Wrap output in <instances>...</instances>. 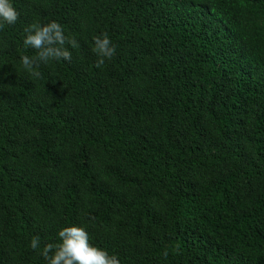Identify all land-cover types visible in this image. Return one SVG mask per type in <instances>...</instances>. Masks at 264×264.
Wrapping results in <instances>:
<instances>
[{
  "label": "trees",
  "instance_id": "obj_1",
  "mask_svg": "<svg viewBox=\"0 0 264 264\" xmlns=\"http://www.w3.org/2000/svg\"><path fill=\"white\" fill-rule=\"evenodd\" d=\"M10 2L0 264H48L72 225L120 264H264V0ZM50 21L77 47L32 77L25 28Z\"/></svg>",
  "mask_w": 264,
  "mask_h": 264
},
{
  "label": "clouds",
  "instance_id": "obj_2",
  "mask_svg": "<svg viewBox=\"0 0 264 264\" xmlns=\"http://www.w3.org/2000/svg\"><path fill=\"white\" fill-rule=\"evenodd\" d=\"M19 13L10 0H0V27L13 25ZM23 44L26 48L36 50L35 57L22 56L21 64L32 77H40L37 70L41 63L48 64L52 60L71 61V51L65 47H77L75 38L67 37L61 25L56 21L46 24L33 23L25 28ZM98 59L95 66L100 68L106 59L115 55L116 46L106 33L94 38V49ZM59 243H47L43 246L42 256L48 264H120L116 255H109L105 250L89 244L88 233L79 226H67L59 230ZM31 248H40V238L33 237Z\"/></svg>",
  "mask_w": 264,
  "mask_h": 264
}]
</instances>
